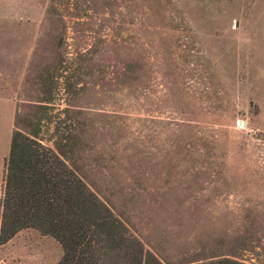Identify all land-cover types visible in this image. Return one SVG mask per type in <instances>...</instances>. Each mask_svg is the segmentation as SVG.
<instances>
[{
  "label": "rangeland",
  "instance_id": "rangeland-1",
  "mask_svg": "<svg viewBox=\"0 0 264 264\" xmlns=\"http://www.w3.org/2000/svg\"><path fill=\"white\" fill-rule=\"evenodd\" d=\"M61 153L161 264H264V0H0L11 132ZM22 230L0 264H57Z\"/></svg>",
  "mask_w": 264,
  "mask_h": 264
},
{
  "label": "trees",
  "instance_id": "trees-1",
  "mask_svg": "<svg viewBox=\"0 0 264 264\" xmlns=\"http://www.w3.org/2000/svg\"><path fill=\"white\" fill-rule=\"evenodd\" d=\"M31 133L14 129L2 164L0 245L22 230L48 236L61 251L57 264H161L129 235L120 221L90 192L61 153ZM203 264H243L231 259Z\"/></svg>",
  "mask_w": 264,
  "mask_h": 264
}]
</instances>
